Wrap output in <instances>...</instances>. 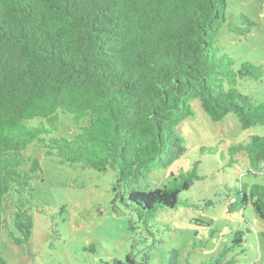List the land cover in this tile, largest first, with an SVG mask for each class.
Returning a JSON list of instances; mask_svg holds the SVG:
<instances>
[{
    "label": "trees",
    "instance_id": "trees-1",
    "mask_svg": "<svg viewBox=\"0 0 264 264\" xmlns=\"http://www.w3.org/2000/svg\"><path fill=\"white\" fill-rule=\"evenodd\" d=\"M237 21L228 28L240 36L256 26L243 13ZM226 23V0H0V235L29 245L31 182L41 165L27 150L36 143L60 164L112 170V204L136 215L152 246L161 243L159 233L171 229L156 213L193 207L180 196L204 179L197 161L152 188L150 175L187 152L181 124L233 115L242 131L264 126V102L238 89L239 81L261 80L264 70L251 62L235 68L218 46ZM61 115L78 127L71 139L55 136ZM220 160L248 176L223 186L226 214L249 210L264 225V184L252 181L264 175V136L231 145ZM242 235L202 264H237L238 253L229 254L240 249ZM171 254L176 264L178 251ZM149 260L148 252L140 261L130 253L107 264Z\"/></svg>",
    "mask_w": 264,
    "mask_h": 264
},
{
    "label": "rangeland",
    "instance_id": "rangeland-1",
    "mask_svg": "<svg viewBox=\"0 0 264 264\" xmlns=\"http://www.w3.org/2000/svg\"><path fill=\"white\" fill-rule=\"evenodd\" d=\"M240 13L256 24L245 37L228 28L230 21L238 24ZM226 18L218 46L235 68L251 62L264 70V0H226ZM238 89L254 102H264V77L239 81ZM78 131L61 115L55 136L71 139ZM179 134L185 139L187 152L167 170L150 175L152 188L161 187L172 174L177 178L188 173L197 161L198 174L204 179L180 196L193 207L179 205L156 213V221L168 225L171 232L159 233L157 238L162 242L154 246L152 238L146 239L136 215L127 207L112 204V170L99 174L79 165L60 164L56 158L46 157L36 143L29 146L27 153L41 165L31 182V237L29 245L18 246L7 232L1 233L0 254L5 264H107L113 259L123 263L128 254L140 261L145 252L150 254L148 264H170L174 250L178 251L176 264H202L229 246L237 232L243 233V243L229 257L238 253L237 264H264L263 223L249 210L226 214L223 186L234 187L241 178L247 181L246 170L240 165L224 167L220 160V154H226L231 145L244 144L250 136H264V126L242 131L233 115L219 123L197 115L181 124ZM200 147L216 148L218 153L201 157ZM254 180L264 184V175ZM11 231L18 236L13 227Z\"/></svg>",
    "mask_w": 264,
    "mask_h": 264
}]
</instances>
